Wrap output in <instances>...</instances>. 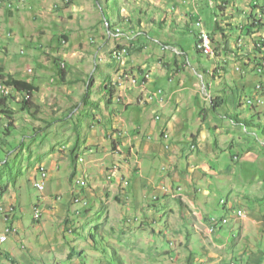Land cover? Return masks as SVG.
<instances>
[{
	"label": "rangeland",
	"instance_id": "rangeland-1",
	"mask_svg": "<svg viewBox=\"0 0 264 264\" xmlns=\"http://www.w3.org/2000/svg\"><path fill=\"white\" fill-rule=\"evenodd\" d=\"M221 1L227 3L225 5L227 9L224 12L218 10L219 5L223 6ZM253 2L260 7L264 5V0H164L161 4H158L157 0H27L25 8L8 10L1 27L5 34L3 37L0 35V65L4 62L6 73L8 70L21 79L36 83L40 87V93H36L33 97V108L27 110H24L20 103L24 99L23 95L12 93L8 103L14 111L12 120L15 126L10 127L9 133L7 129L9 119L0 111V194L4 195L9 190L7 195L10 197L17 195V201L9 198V208L7 211L0 210V215L5 210L3 214H12V218L15 219V214L17 223L23 225L20 233L25 239L30 240L36 236L40 228V221L34 219V214L36 207L42 210L39 203L42 202L43 197L48 196L53 199L58 193H71L74 188L80 189L73 176L76 169L71 151L76 138L81 142L83 138L81 131L90 133L88 122L91 118L87 113L94 106L82 104L88 85L91 84L88 102L97 99L105 104L109 94L105 91L108 80L107 78L104 80L103 71L105 69L110 72L119 69L130 70L125 68L132 64L133 57H135V64H146L151 77L156 78L157 83L149 82V88L162 87L168 92L179 90L173 94L175 99L180 90L193 97H199L200 111L207 109L215 114L210 99L217 96H223L227 101L228 98L234 101L228 107L219 109L220 113L215 114L214 117L217 115L221 118V113L228 111L249 123L250 126L235 121H231V124L227 118L231 130L236 128V132L251 141L253 145L264 149L262 130L264 129V105L253 108L246 102L248 98L256 95V85L264 78V73H257L258 66L255 64V57H262L255 51V38L264 37V27L254 28L256 32L250 35L247 32ZM161 7L164 9L161 10ZM218 13L220 14L219 23L224 30L215 31L213 38L210 33L216 54L212 56L200 54L196 36L200 33L201 27L197 23L202 20L203 27L208 32L214 31ZM254 15L256 17L262 15L260 8L254 11ZM165 18L168 22L162 28L160 22ZM107 19H110L114 28L122 29L124 35L109 36V31L103 24V20ZM117 31L120 33L119 29ZM139 31L142 34L138 33ZM138 34L141 35L138 36ZM59 37L62 38L61 46L58 45ZM142 38L147 47L140 44ZM63 40H66L65 44ZM165 44L177 47L178 52L171 49L165 50L163 48ZM160 56L161 59H159ZM56 58L61 59L60 63H66L67 75L64 81L60 78L55 63ZM176 60L181 66L178 74L174 76L172 74L171 79L167 76L162 77L161 73L166 69L177 70ZM236 66L240 68L238 71ZM214 69L212 74L211 71ZM124 72L127 71L121 72L115 78L116 85H119V78H124ZM201 73L203 77L200 76ZM250 75L253 78L247 79L246 83L245 79ZM91 77L92 83H90ZM180 80H184V85L180 83ZM248 81L251 83L248 84ZM127 85L123 87L128 89ZM230 87L234 90H230ZM239 88L240 90H237ZM236 90L239 91L237 94ZM260 95L264 99V95L262 93ZM227 103L229 104V101ZM71 113L72 116H70ZM211 118L213 115L209 120H212ZM209 120V124L213 122ZM52 132L62 134L57 142ZM225 136L223 134L208 137V141L219 140L223 153L214 145L211 146L212 151H210L209 145L206 146L207 143L202 144L204 163L211 168L214 161L216 166L212 167H216L217 170L230 167L231 171L234 169L235 172L240 173L241 166H245L249 167L251 172L256 171L257 161L244 159L241 146L236 145L234 148L227 149L229 143L226 144L225 141L230 138ZM71 142L73 144L70 146ZM193 143H189L190 147L186 146L185 149L190 148L193 155H197L200 145L197 146V143L192 145ZM55 150H60L59 154L66 156L61 163V169L57 171L60 180L48 179L46 188L40 191L35 187L32 175H37L38 179L41 178L39 170L46 168L42 163L49 157L46 162L47 165H51ZM216 151L222 153L220 158L213 157ZM85 152H87L85 148L78 151V158L86 159ZM200 157L199 154L193 157V160L201 163ZM8 158L10 161L5 164ZM217 165L221 166L217 167ZM114 167L117 168L118 165L115 164ZM76 174L81 175L82 172L77 170ZM254 175L255 173L252 172V177ZM208 182L206 180L205 184L201 185L202 190L211 186ZM194 192L200 197L203 193L201 190H194ZM0 207L3 206L0 205ZM247 215L246 213V217ZM125 216L116 222L112 221L114 218L108 216L110 219L105 224L107 230L104 233L111 246L109 252L119 251L122 258L126 259V264H188L187 257L192 252L196 256L194 264L213 262L211 257L201 254L200 244H186L179 239H174L175 244H169L167 237L151 229V224L144 225L145 217ZM167 219L172 229L184 228L179 225L181 220L178 214L170 215ZM46 220L44 219L43 224H46L49 237H55L59 230L58 223ZM119 221L122 225L111 230V225H117ZM214 221L219 222L217 218ZM160 227L167 226L162 221ZM209 229L213 232L211 225ZM79 231L73 229V233ZM163 231L166 233V229ZM83 234L89 235L86 231L74 235L79 242L74 246L79 251L84 249L85 256L76 255L70 260L68 259L70 249L68 250L67 247L62 253L53 249L42 253L38 248L33 250L36 256L31 253L30 258H38L34 259V264H82L83 262L84 264H104L105 254L102 251H96L90 239ZM182 234L173 232L170 240L179 238ZM98 240L106 242L101 238ZM25 245L31 248L34 244ZM67 245L72 247V244ZM98 245L105 248V244ZM3 253L0 250V254ZM110 254H106L107 263L111 262ZM203 258L208 261L201 262L200 259ZM31 262L33 261H30V264ZM0 264L14 263L5 257L0 260Z\"/></svg>",
	"mask_w": 264,
	"mask_h": 264
},
{
	"label": "crops",
	"instance_id": "crops-1",
	"mask_svg": "<svg viewBox=\"0 0 264 264\" xmlns=\"http://www.w3.org/2000/svg\"><path fill=\"white\" fill-rule=\"evenodd\" d=\"M157 1L158 4H161L164 0ZM221 3L224 7L219 5L218 10L224 12L227 9L225 6L227 3L222 1ZM8 10L5 5L0 6V35L2 37L5 33L1 27ZM219 15L218 13L216 16L218 23ZM167 22L168 19L165 18L160 22L163 23L160 26L165 27ZM154 24L156 23L154 22ZM219 25L221 24L219 23ZM233 27H235L234 24ZM215 31H217L216 27L214 31H209L212 33V38ZM140 44L146 45L143 38ZM165 45L177 50V47L173 45ZM134 58L132 64L125 68L130 70L119 69L110 72L105 69L103 71L104 80L106 78L108 80L107 86L113 89L112 101H110L109 90L105 104L97 99L88 103L89 106H94L87 113L91 118L88 122L90 133L82 132L80 129L83 138L79 142V151L85 148L87 158L77 157L74 163L75 175H73L76 181V178L82 175L76 174L77 170L83 174L86 173L89 176L87 186L80 187V189L74 188L71 193H58L53 199L44 196L42 202L39 203L42 207L40 228L37 230L36 236L30 240L25 239L20 233L23 225L17 223L15 214V219L12 218V214H3L9 208V198L17 201V195L10 197L7 195L9 190L4 195L0 194V201H5L4 203L0 202V205L3 206L0 207V210L2 208L6 210L2 213L4 216L0 215V232L4 231L6 227L14 228L8 241L0 245V250L4 252L2 255L0 254V260L9 253L16 264H30V261H33L31 264H34V259H38L30 258L31 253L34 255V249L38 250L39 248L42 253L51 249L62 253L64 248L70 249L67 244H79L74 235L82 234L85 231L89 235L101 232L100 234L107 238L104 232L107 230L105 224L110 219L108 216L114 218L112 221L116 222L126 215L125 217H145L144 225L151 224V229L155 233L166 236L170 242L175 243L174 239H179L186 244H200L201 254L213 259L211 264H264V149L253 145L251 141L236 132V128L231 130L227 120L229 119L230 123L235 121L247 124V126L250 124L238 116L230 114L227 110V112L221 113V118L217 116L220 113L219 109L234 103L229 98V104L226 100L224 106L219 108L213 105V98L210 99L212 108L217 114L214 117L215 114L207 109L201 111L198 109L201 106L199 97H193L180 90L175 99L173 94L179 90L168 92L162 87L149 88V82L156 84L157 80L151 77L146 64L137 65ZM0 66L6 67L4 62ZM238 68L236 66L237 71ZM170 69L162 72V77L167 76L171 79L172 74L173 76L178 74L181 69L180 63L176 60V71ZM123 71L134 74L138 78V84L136 86L128 84V89L123 87L125 85H116L114 80ZM143 71L150 75L148 82L142 74ZM214 71L215 69L211 73L213 74ZM7 72L13 74L8 70ZM251 78H253L252 75L248 76L245 82L247 83V79L251 80ZM180 83L184 85V80H180ZM250 83L248 81V84ZM158 90H162V94L166 98L163 104L159 102L158 98L150 99L151 94ZM230 90H234V88L230 87ZM211 115L213 118L209 120ZM157 116L160 118L157 119ZM208 120L213 122L209 124ZM262 130L264 135V129ZM165 132L170 138L169 146L163 138ZM52 134H54L56 142L62 135L56 132H52ZM223 134L230 138L225 141L226 144L229 143L227 149L234 148L236 145L241 146L244 159L257 161L258 168L256 171H252L253 174L255 173L253 177L249 167L241 166L242 171L237 173L234 169L231 171L230 167L217 170L216 167H212L216 166L214 161H212L211 168L204 163L202 144L207 143L206 146L209 145L210 151H212L211 146L214 145L218 151L222 152L219 140L208 141V137H217V135ZM117 141L122 144L127 154L126 159H124L123 153L114 151V144ZM191 142H194L192 145L195 143L197 146L200 145L197 155H193L192 149H185L186 146L190 147L189 143ZM72 144L73 142L70 143V146ZM59 152L60 150H55V159L53 157L51 165H47L46 162L49 157L42 163L49 173L48 179L52 181L60 180L57 171L61 169V163L66 157ZM199 154L201 163L193 160V157ZM221 154L216 151L213 157L220 158ZM114 164L119 167L112 168ZM220 166L217 165V167ZM257 173L259 175H256ZM204 176L206 178H203ZM35 178L37 175H32L33 181ZM206 180L211 186L202 190L201 185L205 184ZM166 189L171 190V193ZM75 190L89 201L88 207L73 202ZM194 190H201L202 196L197 195ZM223 200L226 201V204L222 202ZM239 208L248 213L245 220L235 216L234 212ZM174 214H178L181 220L179 225L184 228L176 230L170 227L167 217ZM113 215L114 217H112ZM164 217L165 219H163ZM211 217L220 219L227 217L229 223L221 225L215 232L210 233L209 219ZM44 219L58 223L59 230L55 237H49L46 224H43ZM162 221L167 227H160ZM117 223V225H111V230L122 225L121 221ZM73 229L81 231L73 233ZM163 229H166V233ZM70 230L72 231L70 232ZM173 232L181 234L184 232V234L170 240ZM89 235H85V237ZM25 244L34 245L29 248ZM200 261L208 260L203 258Z\"/></svg>",
	"mask_w": 264,
	"mask_h": 264
},
{
	"label": "trees",
	"instance_id": "trees-1",
	"mask_svg": "<svg viewBox=\"0 0 264 264\" xmlns=\"http://www.w3.org/2000/svg\"><path fill=\"white\" fill-rule=\"evenodd\" d=\"M26 4H27V0H25L24 5L22 7H17V9L25 8ZM222 7H224V6H222ZM259 8H260V12H261L262 15H261V17H256L254 15V11L256 9H259ZM8 9L9 10H13V9H10V8H8ZM17 9H15V10H17ZM251 9H252V12H251V15H250V22H249V25L247 27L248 35L256 32V31H254L255 30L254 28L260 29V28L264 27V20H263L264 19V5L260 7V6H258L257 4H255L253 2V4L251 5ZM11 12L12 11H10V13ZM106 22H108L109 24L107 25ZM103 24H104L106 29L111 30L112 32H115L116 29L119 28V27L114 28L112 26V23H111L110 19L103 20ZM215 27H216V30L223 31V27H221V25H219L218 22H216ZM121 31H122V29H121ZM122 32L124 33V31H122ZM138 33L142 34V32H140V31ZM141 34H138V36L141 35ZM200 35L201 34L199 33L196 36L197 37V42H196L197 49H198V42L200 40ZM133 36H134V34H133ZM64 37L67 38L66 36H64ZM224 37H226V36H224ZM260 38L264 39V37H259V39ZM65 42H66V40H63V44H65ZM59 44H60V46L62 45V38L61 37H59L58 45ZM123 49H126V48H123ZM123 49H121V50H123ZM255 51L259 52L258 54H260V56H262L261 58H259V56L255 57L256 62L254 61L255 64L258 66L256 71H257V73H259L258 70L260 68L262 70H264V45L261 46V47L255 46ZM198 52L200 54H204L199 49H198ZM59 60H61V59L56 58V62L55 63H56V66L58 68V71H59V74H60V78H61V80L64 81L65 78H66V75H67V69H66L67 66H66L65 62H61L60 63ZM142 74L144 75V77L146 79V74L147 73H145V71H143ZM92 77H91V80H90L91 82L90 83H92V80H93ZM0 80H2V81L4 80L5 84L8 87H10V89L12 90L13 94H15V95H23L24 99L20 103L22 104L24 110L33 108V106H34L33 97H35L36 93H38L40 91V88L36 85V83H34L32 81L25 80V79H21V78L17 77L14 74H8V73H6L5 68L1 67V66H0ZM261 83H264L263 79H262ZM90 85L91 84L88 85L87 94H86L85 98L83 99L82 104L88 105V103H89L88 101H89L90 95H91V86ZM105 90L106 91L110 90V93H111L110 101H112V99H113V89L110 88V86H107L105 88ZM12 93L9 96L4 97L1 100V102H0L1 112L6 114V117L9 119V124H8V127H7L8 133L10 132V127H14L15 126V124H14V122L12 120L14 111L11 109V107L9 106V103H8L9 98H11V95H13ZM26 95H30V99H27ZM212 103H213V105L216 108L223 107L224 104L226 103V99L223 96L222 97L221 96H217L216 98L214 97L212 99ZM250 106L253 107V108L257 107V105H255V106L250 105ZM79 146H80V143H79V139L77 138V142L74 144V146L72 148V151H71V156L74 159L73 161H76V159L78 157ZM9 161L10 160L8 159L5 162V164H8ZM81 188H85V187H81ZM80 195H82V194H80ZM2 209H4V208H2ZM100 233L101 232L92 233L87 238L90 239L92 247L96 251L99 250V251H102L105 254V256L103 257V259L106 258L104 264H126V262H127V261L125 262L126 259L122 258V256L120 255L119 251L115 250L113 252H109V250H110L109 248L111 247L110 243H108L107 239L104 236H102ZM164 237H166V236H164ZM98 238L104 239L106 242L103 240L105 242V243H103V242L99 241ZM169 243H171V242L169 241ZM98 244H105V248L101 247ZM109 253H111L110 254L111 255V262L107 263L108 257L106 256V254H109ZM76 255L79 256V257L81 255L85 256V250L81 249L79 251L78 249H76V247L74 245H72V247H70V252L68 254V259L72 260L74 258V256H76ZM6 257L9 258L14 264H16V261L10 256L9 253L6 254ZM195 259H196V256L194 255V252H192L187 257V263L188 264H194V260ZM84 263L85 262H83L82 264H84ZM58 264H60V263H58Z\"/></svg>",
	"mask_w": 264,
	"mask_h": 264
},
{
	"label": "built area",
	"instance_id": "built-area-1",
	"mask_svg": "<svg viewBox=\"0 0 264 264\" xmlns=\"http://www.w3.org/2000/svg\"><path fill=\"white\" fill-rule=\"evenodd\" d=\"M24 2L25 0H0V6L1 5H5L7 8H10V9H17V7H22L24 5ZM261 17V16H260ZM201 22V31H200V34L203 35V50L206 52V55H209V56H212L215 54V50L213 48V42H212V39H211V36L210 34L206 31V29L203 27V23L202 21L200 20ZM109 31V36L111 37H120L122 35H124V33H115V32H112L111 30H108ZM264 45V39L262 38H258L256 41H255V46H263ZM164 49H171L173 51H176L174 48L170 47V46H164L163 47ZM238 68V67H237ZM240 68H238L239 70ZM30 71H32V69H30ZM258 72L260 74H263L264 70H262L261 68L258 70ZM146 79L149 80L150 79V75L149 74H146ZM263 81H264V78H263ZM125 84H130L132 86H136L138 84V78L135 76V75H127L125 74L124 78H119V86H123ZM12 92V90L10 89V87H8L4 80H0V94L2 97H6V96H9L10 93ZM162 90H158L157 92L151 94L150 96V99L151 100H154L155 98H158L159 99V102L161 104L165 103V96H163L162 94ZM260 93H262L264 95V83H258L256 85V95L252 98H248V101H247V104H254L257 105V106H260V105H264V100H263V96L260 95ZM26 98L27 99H30V95H26ZM120 100V98H119ZM160 116H157V119H159ZM120 135H122V133H119ZM164 139L168 140L169 139V135L168 134H164ZM115 149L114 151L116 153H123V157H125L124 159H126L127 157V154L125 153L123 147H122V144L120 142H116L115 143ZM115 164L112 166L114 167ZM41 175V178L38 179V178H35L34 179V185L36 188H38L40 191H43L45 188H46V183H47V180H48V177H49V173H40ZM88 178L89 176L84 173L82 174L80 177H77L76 178V183L78 186H81V187H86L87 186V183H88ZM166 191H168V189H166ZM75 193H77V191H75ZM74 203L76 204H81V205H86L88 204L89 202L83 198L80 194L77 193V195L75 194L74 195ZM246 213L244 210H236L235 211V214L240 218V219H246ZM42 216V213H37V208L35 209V214H34V218L36 220H39ZM210 224L211 226L213 227V231L216 229V227L219 225V224H227L228 223V219L225 218V221L224 222H215L214 221V217H211L210 219ZM11 233V229L10 228H6L4 232H0V244H5L8 239H9V234Z\"/></svg>",
	"mask_w": 264,
	"mask_h": 264
},
{
	"label": "clouds",
	"instance_id": "clouds-1",
	"mask_svg": "<svg viewBox=\"0 0 264 264\" xmlns=\"http://www.w3.org/2000/svg\"><path fill=\"white\" fill-rule=\"evenodd\" d=\"M201 21H202V20H201ZM106 23H107V25L109 24L108 22H106ZM206 31H207V30H206ZM207 32H208V31H207ZM208 33L210 34V32H208ZM210 36H211V35H210ZM211 39H212V38H211ZM256 39H258V38H255V40H256ZM164 46H167V45H163V47H164ZM165 50H167V49H165ZM214 50H215V49H214ZM175 52H176V51H175ZM177 52H178V51H177ZM117 53H118V52H117ZM215 54H216V52H215ZM201 74H202V73H201ZM202 75H203V74H202ZM203 76H204V75H203ZM146 81L148 82L149 80H146ZM11 93H12V92H11ZM206 95L209 97L208 93H206ZM0 96H1V94H0ZM2 98H4V97H2V96L0 97V102H1ZM164 134H166V132L163 133V138H164ZM167 134H168V133H167ZM165 140H166V139H165ZM166 141H167V145L169 146V145H170L169 139L166 140ZM114 146H115V144H114ZM82 174H83V173H82ZM79 177H80V176H79ZM127 186H128V185H127ZM127 186H126V187H127ZM75 191H76V190H75ZM167 192L170 193L171 190H170V191H167ZM74 193H75V192H74ZM77 193H78V192H77ZM77 193H75V194L77 195ZM75 194H74V195H75ZM74 195H73V202H74ZM81 196H82V195H81ZM155 198H156V196H155ZM87 201H88V200H87ZM88 202H89V201H88ZM222 202H223L224 204H226V201H225V200H223ZM75 204H76V203H75ZM78 205H79V204H78ZM80 205H81V204H80ZM83 206H84V205H83ZM88 206H89V204H88ZM88 206H85V207H88ZM36 208H38V207H36ZM36 208H35V209H36ZM39 209H40V208H39ZM239 209H241V208H239ZM239 209H236V210H239ZM40 210H41V209H40ZM236 210H235V211H236ZM241 210H243V209H241ZM244 211H245V210H244ZM245 212H246V211H245ZM41 213H42V210H41ZM234 213H235V212H234ZM235 216H236L237 218H239L236 214H235ZM249 217H250V215H249ZM41 218H42V216H41ZM41 218H40L39 220H36L35 218H34V219H35L36 221H40ZM225 218H227V217H225ZM218 219L221 221L223 218H221V219L218 218ZM227 219H228V223H229V218H227ZM239 219H240V218H239ZM248 219H249V218H248ZM244 220H245V219H244ZM228 223H227V224H228ZM227 224H222V223H221V224H219V225L216 227V229H217L218 227H220L221 225L224 226V225H227ZM6 228H10V229H11V233L14 231V228H12V227H6ZM216 229H215L213 232H215ZM4 231H5V230H4ZM4 231H1V232H4ZM71 231H72V230H70V232H71ZM209 231H210V229H209ZM213 232H210V233H213ZM11 233H10V234H11ZM10 234H9V235H10ZM170 244H175V243H174V242H171ZM0 245H3V244H0Z\"/></svg>",
	"mask_w": 264,
	"mask_h": 264
},
{
	"label": "bare ground",
	"instance_id": "bare-ground-1",
	"mask_svg": "<svg viewBox=\"0 0 264 264\" xmlns=\"http://www.w3.org/2000/svg\"><path fill=\"white\" fill-rule=\"evenodd\" d=\"M197 25L198 26H200L201 27V22L200 21H198V23H197ZM119 30H120V33H122L121 32V29L120 28H118ZM118 29H116V31H115V33H119V31H117ZM198 49L201 51V52H203L204 54H206V52L203 50V35H200V40H199V42H198ZM118 54V53H117ZM116 54V55H117ZM118 57H119V55H118ZM126 74V73H125ZM129 75H133V74H129ZM200 76L201 77H203V75L202 74H200ZM248 100V99H247ZM247 100H246V102H247ZM249 105H252V106H254V104H249ZM167 134V133H166ZM121 166H122V164H121ZM119 167V166H118ZM41 168V167H40ZM113 168V167H112ZM40 172L42 173H47V170H46V168L45 169H42V170H39V174H40ZM125 181V180H124ZM126 184H128L129 185V183L128 182H126ZM37 213H41V210L39 209V208H37ZM248 214V213H247ZM247 217H248V215H247ZM246 217V218H247ZM215 218H217V217H215ZM214 218V219H215ZM218 219V218H217ZM218 221L219 222H224L225 221V218H223L221 221L218 219ZM217 222V221H216ZM209 223H210V220H209ZM211 225V224H210ZM212 229H213V227H212Z\"/></svg>",
	"mask_w": 264,
	"mask_h": 264
}]
</instances>
